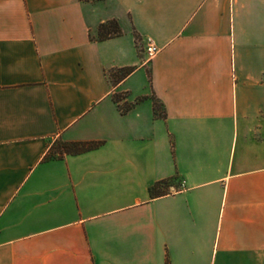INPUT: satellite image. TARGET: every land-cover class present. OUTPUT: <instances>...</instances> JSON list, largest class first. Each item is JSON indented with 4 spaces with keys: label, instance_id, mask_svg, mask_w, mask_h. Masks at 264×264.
Returning a JSON list of instances; mask_svg holds the SVG:
<instances>
[{
    "label": "crops",
    "instance_id": "obj_1",
    "mask_svg": "<svg viewBox=\"0 0 264 264\" xmlns=\"http://www.w3.org/2000/svg\"><path fill=\"white\" fill-rule=\"evenodd\" d=\"M0 264H264V0H0Z\"/></svg>",
    "mask_w": 264,
    "mask_h": 264
},
{
    "label": "trees",
    "instance_id": "obj_2",
    "mask_svg": "<svg viewBox=\"0 0 264 264\" xmlns=\"http://www.w3.org/2000/svg\"><path fill=\"white\" fill-rule=\"evenodd\" d=\"M79 1H88V0H79ZM120 34V30L117 27V24L113 20H109L100 24L97 28L96 40H105L108 38H112L118 36ZM131 71L130 68L125 69L121 72V75L124 76ZM113 99L115 102L119 99L117 96H114ZM98 145L96 142H70V143H59L53 149L60 153L64 154H78L87 150H91ZM157 185H154L149 189V193L151 195L157 193Z\"/></svg>",
    "mask_w": 264,
    "mask_h": 264
},
{
    "label": "built area",
    "instance_id": "obj_3",
    "mask_svg": "<svg viewBox=\"0 0 264 264\" xmlns=\"http://www.w3.org/2000/svg\"><path fill=\"white\" fill-rule=\"evenodd\" d=\"M156 53H157V48L154 45H152V44H148L144 48V54H145V57H146L147 61L152 59Z\"/></svg>",
    "mask_w": 264,
    "mask_h": 264
},
{
    "label": "rangeland",
    "instance_id": "obj_4",
    "mask_svg": "<svg viewBox=\"0 0 264 264\" xmlns=\"http://www.w3.org/2000/svg\"><path fill=\"white\" fill-rule=\"evenodd\" d=\"M175 187H177V184L175 185Z\"/></svg>",
    "mask_w": 264,
    "mask_h": 264
}]
</instances>
